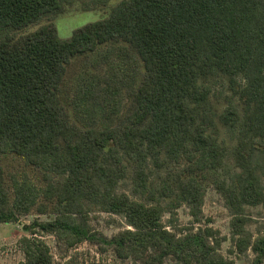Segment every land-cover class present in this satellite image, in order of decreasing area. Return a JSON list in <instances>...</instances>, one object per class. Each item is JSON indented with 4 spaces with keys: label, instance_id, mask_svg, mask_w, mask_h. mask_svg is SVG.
I'll list each match as a JSON object with an SVG mask.
<instances>
[{
    "label": "trees",
    "instance_id": "1",
    "mask_svg": "<svg viewBox=\"0 0 264 264\" xmlns=\"http://www.w3.org/2000/svg\"><path fill=\"white\" fill-rule=\"evenodd\" d=\"M61 9L60 0H0V224L36 206L54 215L26 228L20 264H53L39 233L66 249L95 240L94 212L125 219L128 229L100 240L120 260L236 264L220 252L211 222L202 223L209 187L231 215L232 253L251 250L253 264H264V222L256 236L248 229V209H264V0H123L68 41L54 25L9 36ZM109 44L127 46L122 62H133L130 76L118 78L129 111L116 126L98 124L119 113L120 86L106 81L87 89L71 121L61 101L68 69ZM216 86L231 93L222 113L211 100ZM217 121L237 139L231 159ZM7 156L41 171L46 204L26 178H13L11 191ZM130 174L138 199L120 191ZM184 205L191 226L168 230L165 215Z\"/></svg>",
    "mask_w": 264,
    "mask_h": 264
},
{
    "label": "rangeland",
    "instance_id": "2",
    "mask_svg": "<svg viewBox=\"0 0 264 264\" xmlns=\"http://www.w3.org/2000/svg\"><path fill=\"white\" fill-rule=\"evenodd\" d=\"M123 0H110L106 6H101L94 0H60L62 9L60 14L42 19L20 32L11 33L16 40L33 33L47 25H54L61 40H70L76 31L83 27L101 21L109 17L111 10ZM2 37L0 36V39ZM122 44H109L103 46L99 51L90 57L76 58L68 69L67 78L63 84L62 104L67 111L71 121L80 118L79 113L82 105L81 101L86 99L87 89L92 86H105L106 81L115 82L120 86L118 97L119 113L110 120L106 118L98 119L101 127L105 125L116 126L126 117L131 106V97L127 85L121 86L119 77H129L132 71L133 62H122L121 50H128ZM140 78L137 84H139ZM231 93L226 87L216 86L213 88L212 102L217 107L218 112L222 113L229 107L228 99ZM235 105L237 100L232 101ZM218 136L220 143L227 149L229 158L237 145V139L231 134L229 129L223 127L218 121ZM2 165L6 174V183L12 191V180L17 178L19 181L28 179L38 188L41 197L38 205L46 204L43 191L47 184L41 171L27 166L25 162L15 156L2 158ZM132 174L122 184L120 191L130 195L132 199ZM251 222L248 229L256 236L264 222V209L262 207L248 209ZM202 223L209 220L221 239H223L220 252L227 258L234 260L236 264H253L255 255L252 251L238 255L232 253V231L231 215L225 206L223 197L213 188L209 187L206 191L203 203ZM54 215L51 213L40 214L38 207L28 215H22L15 223L0 224V264H20L24 261V253L21 247V240L29 237L27 227L35 222H46L52 220ZM90 226L94 230L97 238L93 241H86L72 249L60 246L55 237L50 234L39 233L42 239L51 248L54 257L53 264H135L130 260L123 261L117 258L114 251L109 248L105 251L102 238L111 240L115 235L128 229L127 223L122 216L94 212L91 214ZM192 218L189 215L187 206L178 209L174 216L166 214L163 223L168 230H179L191 226ZM173 226V227H172ZM174 228V229H172ZM102 237V238H101ZM168 264H175L168 261Z\"/></svg>",
    "mask_w": 264,
    "mask_h": 264
}]
</instances>
